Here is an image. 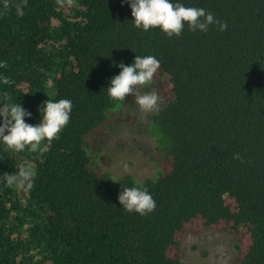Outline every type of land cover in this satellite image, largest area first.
Instances as JSON below:
<instances>
[{
    "label": "trees",
    "instance_id": "trees-1",
    "mask_svg": "<svg viewBox=\"0 0 264 264\" xmlns=\"http://www.w3.org/2000/svg\"><path fill=\"white\" fill-rule=\"evenodd\" d=\"M17 2L0 12V103L20 104L29 124L48 98L72 105L44 152L0 144V174L34 173L28 189L0 182V264H189L182 235L205 229L233 235L230 264H264V0H182L227 28L178 37L134 27L128 0H26L23 16ZM136 55L165 78L158 107L125 117L156 142L158 172L142 181L102 170L113 155L100 142L88 152L122 104L106 89L116 65ZM124 186L145 188L155 209L124 211Z\"/></svg>",
    "mask_w": 264,
    "mask_h": 264
},
{
    "label": "clouds",
    "instance_id": "clouds-1",
    "mask_svg": "<svg viewBox=\"0 0 264 264\" xmlns=\"http://www.w3.org/2000/svg\"><path fill=\"white\" fill-rule=\"evenodd\" d=\"M26 0H18L15 4L17 16L24 15ZM131 8L132 24L144 32L150 28H157L168 37L180 36L183 28L196 32H207L210 25H217L218 31L227 28L226 22L217 20L210 11L200 7L186 6L182 0H128ZM3 5L0 12L7 10L8 0H0ZM5 62L0 60V68ZM121 70L109 80L106 87L107 95L117 101H124L125 96L131 94L134 103L143 111L149 112L157 106L158 95L154 91L135 92L134 89L147 85L159 68V61L152 55H136L134 60L125 65L120 62ZM72 102L69 99L50 100L49 98L38 106L41 117L38 123L29 124L25 117L31 113L17 102L0 103V144L7 148L21 152L40 153L50 146L53 139L69 121ZM7 133V134H5ZM46 143L41 146V142ZM234 159H241L235 154ZM34 173L27 167H20L14 174H0V182L6 185H23L25 189L31 187ZM120 207L129 213L146 215L155 209V200L151 193L139 186H124L118 194Z\"/></svg>",
    "mask_w": 264,
    "mask_h": 264
},
{
    "label": "rangeland",
    "instance_id": "rangeland-1",
    "mask_svg": "<svg viewBox=\"0 0 264 264\" xmlns=\"http://www.w3.org/2000/svg\"><path fill=\"white\" fill-rule=\"evenodd\" d=\"M165 84V78L153 79L145 86L137 87L135 92L154 91ZM158 107L161 104V95L158 94ZM121 106L115 112L112 127L103 133H98L95 143L88 152L93 156V150L98 149L100 142L103 151L107 149L113 155L107 159L102 155L98 159V166L112 173L116 177L132 174L137 181L154 176L159 169L155 162L154 146L156 142L147 134H139L133 123L126 120V116L140 118L149 112L141 110L131 94L125 96ZM102 149V148H100ZM234 237L232 234L214 229H205L201 233L186 232L180 241L182 258L189 264H230L234 258Z\"/></svg>",
    "mask_w": 264,
    "mask_h": 264
}]
</instances>
